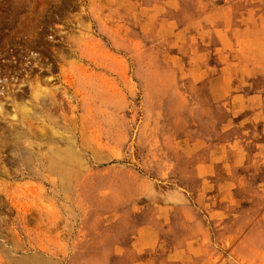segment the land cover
Wrapping results in <instances>:
<instances>
[{"label": "rangeland", "instance_id": "1", "mask_svg": "<svg viewBox=\"0 0 264 264\" xmlns=\"http://www.w3.org/2000/svg\"><path fill=\"white\" fill-rule=\"evenodd\" d=\"M0 91V264H264V0H0Z\"/></svg>", "mask_w": 264, "mask_h": 264}, {"label": "bare ground", "instance_id": "2", "mask_svg": "<svg viewBox=\"0 0 264 264\" xmlns=\"http://www.w3.org/2000/svg\"><path fill=\"white\" fill-rule=\"evenodd\" d=\"M2 64H3V63H2ZM4 83H5V82H4ZM3 86H4V85H3ZM7 87H8V86H7ZM9 87H10V85H9ZM9 95L13 96V97L11 98V100H9V101H11V103H12L13 100L15 99V97L17 96V94H15V93H10V92H9L8 94H6V93L0 91V119H1V121H6V120H8L7 122H8V125H9V126H7V127H8L9 129H12V128H13V124H12V122H14V119L11 118V120H9V119L6 117V116H7V113L3 111V106H4V105H3V101L6 102V100H5L6 98H5V97H8ZM18 97L20 98L19 94H18L17 98H18ZM7 100H8V99H7ZM6 103H7V102H6ZM6 103H5V104H6ZM36 103H37V102H36ZM11 106H12V104H11ZM23 112H24V111H23ZM23 112H22V113H23ZM22 113H21V115H23ZM26 115H27V114H26ZM16 116H17V115H16ZM24 119H25V118H24ZM28 121H30V120H28ZM19 122H20V121H19ZM26 125H27V124H26ZM22 126H23V125H22ZM2 127H3V128H4V127L6 128V126H4V124L1 122V124H0V129H1ZM25 128H26V127H25ZM19 129H21V128H19ZM28 129H29V128H28ZM1 130H5V129H1ZM21 130H22V129H21ZM23 130H24V128H23ZM29 130H30V129H29ZM3 132H4V131H3ZM8 134H9V133H8ZM8 134H7V135H8ZM24 134H25V133H24ZM26 134H28V133H26ZM9 136H10V135H9ZM16 136H17V135H16ZM12 137H13V135H12ZM39 137H40V136H39ZM0 138H1V137H0ZM7 138H9V137L7 136ZM10 138H11V137H10ZM10 138H9V139H10ZM22 138H23V137H22ZM1 140H2V138H1ZM12 140H13V138H12ZM12 140H10V141H12ZM22 140H23V139H22ZM6 141H7V140H6ZM10 141H9V142H10ZM45 142H46V141H45ZM79 142H80V141H79ZM0 143H1V142H0ZM29 143H30V142H29ZM75 144H76V143H75ZM1 145H2V144H1ZM2 147H3V146H2ZM4 147H5V146H4ZM7 147H8V146H7ZM24 148H25V147H24ZM11 149H12V148H11ZM14 149H15V148H14ZM8 153H9V152H8ZM64 161H66V159H64ZM64 161H63V162H64ZM57 163H58V162H56L55 164H57ZM62 165H63V164H62ZM56 166H57V165H56Z\"/></svg>", "mask_w": 264, "mask_h": 264}]
</instances>
